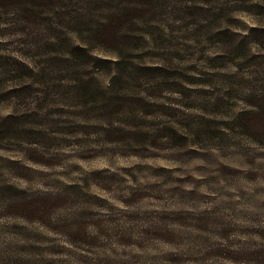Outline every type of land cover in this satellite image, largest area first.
I'll return each instance as SVG.
<instances>
[{"label": "rangeland", "instance_id": "1", "mask_svg": "<svg viewBox=\"0 0 264 264\" xmlns=\"http://www.w3.org/2000/svg\"><path fill=\"white\" fill-rule=\"evenodd\" d=\"M49 2L0 0V264H264V0Z\"/></svg>", "mask_w": 264, "mask_h": 264}, {"label": "trees", "instance_id": "2", "mask_svg": "<svg viewBox=\"0 0 264 264\" xmlns=\"http://www.w3.org/2000/svg\"><path fill=\"white\" fill-rule=\"evenodd\" d=\"M19 0H4V2H6L5 4L8 6V5H10V4H12V3H16V2H18ZM45 1V4H47V3H50L49 1H51V0H44ZM39 6V5H38ZM40 7V6H39ZM33 11L36 13V14H33L32 16H36V18L38 17V15L41 13V11H39V10H36L35 8H33ZM106 31V30H105Z\"/></svg>", "mask_w": 264, "mask_h": 264}]
</instances>
